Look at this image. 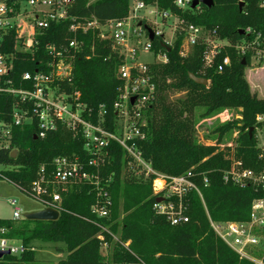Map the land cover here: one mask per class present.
<instances>
[{"label": "trees", "instance_id": "1", "mask_svg": "<svg viewBox=\"0 0 264 264\" xmlns=\"http://www.w3.org/2000/svg\"><path fill=\"white\" fill-rule=\"evenodd\" d=\"M18 0H6L17 7ZM146 4L155 1L159 11H168L186 23L200 26L209 33L235 41L240 29L251 28L264 32V10L258 0H212V7L202 6L199 11L176 8L174 0H141ZM243 7L239 10V3ZM129 0H73L69 15L77 19L93 17L98 21L124 19L128 14ZM70 20L50 23L37 31L35 43L29 53L14 52L15 30L3 35L2 53H14L12 69L7 75L12 88L31 90V82L23 81L22 74L46 70L49 57L47 44L64 45L71 38ZM82 42L81 52L73 61L71 83L61 86L65 92H78L80 102L93 114L105 111L104 125L111 129L114 117L112 104L117 99L121 81L117 68L121 59L111 54L106 42H100L94 32L79 33L75 37ZM182 37L176 35L170 50L162 48V38L151 42L152 51L165 54L166 63L150 67L156 86L153 104L145 113L143 128L145 139L137 143L140 155L151 169L166 176L193 173V181L200 193H188L186 215L188 222L170 225L165 217L154 212L151 191L153 176L139 178L128 171L130 160L121 149L110 144L109 157L101 171L105 190L111 200L108 218L98 219L90 212L95 194L80 184L61 192L57 206L58 218L53 222L0 219L5 228L4 237L19 242L23 251L18 255H6L0 264H251L240 260L214 233L210 222H245L249 219L251 203L264 198V189L248 185L239 188L223 182V171L230 165V157L241 161L245 169L264 174V148L257 146L256 130L263 129L256 123L257 115H264V99L250 92L244 77L248 59L228 52L230 65L218 72L203 68L202 48L194 47L186 57L180 56ZM206 79L207 85H196L188 75ZM177 95H181L177 97ZM17 101L9 94L0 95L1 118L8 121L11 106ZM201 108L200 119L214 111L229 108L238 111V118L227 121L212 130L214 143H199L195 138L194 110ZM235 133L230 147H221L228 134ZM37 129L34 123L12 127L6 138L8 149L0 147V180L11 184L23 195L29 196V186L38 177L43 166L48 175L53 169L52 160L66 157L79 162L88 158L80 135L73 136L61 126L48 132L43 138L34 139ZM16 150L14 158L10 151ZM204 179L206 183H204ZM123 214L117 221L118 211ZM101 233L111 244L108 260L99 248L96 235ZM112 235L117 241L112 242ZM33 242L60 244L56 251L66 253L57 262L35 259ZM125 243L128 245L125 247Z\"/></svg>", "mask_w": 264, "mask_h": 264}, {"label": "built area", "instance_id": "2", "mask_svg": "<svg viewBox=\"0 0 264 264\" xmlns=\"http://www.w3.org/2000/svg\"><path fill=\"white\" fill-rule=\"evenodd\" d=\"M25 1L28 10L21 9ZM193 1L174 0L176 8L199 11L203 6L198 3L193 9ZM73 0H18L17 7L9 5L6 0H0V48L3 47V35L8 30H15L14 52L29 53L35 43L37 31L45 29L50 23L70 20L68 27L72 38L64 45L47 44L45 51L49 61L45 71L22 74V80L31 82L32 89H14L7 79L12 69L14 53L0 52V95L9 94L17 100L11 106L9 120L1 118L0 111V147L9 148L7 137L12 127H22L35 124L37 135L43 138L48 132L56 131L59 126L69 131L73 136L80 135L83 139V149L88 158L79 162L66 157H56L52 160L53 169L48 175L43 166L39 168L38 177L29 186V198L38 202L42 209L57 210L61 192L73 186L85 184L95 194L90 206V212L98 219L108 218L111 200L105 190L101 171L109 157L110 144L117 145L123 155L130 159L127 162L128 171L139 178L153 176L151 191L154 202L152 208L166 221L177 226L188 222L186 215V197L189 192L200 193L194 183L193 173L189 170L179 176H166L154 172L149 163L143 160L137 143L145 139V113L153 104L156 96V86L150 67L164 64L165 54H155L151 49V41L145 28L152 31L154 39H164L161 27L178 31L182 37L180 56L186 57L197 46L202 48L203 68H214L220 72L230 65L229 51L242 60L248 59V67L254 70H264V32L251 28L240 29L243 34L239 39L230 41L209 33L200 26L186 23L183 19L168 11H159L155 1L146 4L141 0H129L128 14L124 19H109L98 21L93 17L77 19L69 15ZM257 6L264 10V0H258ZM25 19V24H18L19 19ZM144 22V26H141ZM137 25H134L136 24ZM92 31L100 42H106L111 54L121 59L117 68V77L121 86L117 89V99L112 104L114 117L111 129L104 125L105 111L98 114V119L92 122V112L80 102L78 92H65L61 84L71 83L73 61L81 52L82 42L76 40L79 33ZM143 53L150 54V62L141 61ZM131 100L132 103H131ZM255 121L264 127V115H257ZM231 146V145H230ZM228 146V147H230ZM261 149L263 147H259ZM12 151H10L11 153ZM230 165L223 171V182L231 183L239 188L248 185L264 189V174L245 169L241 161L230 157ZM1 169L4 167L0 166ZM158 182V184H156ZM206 183V180L203 181ZM156 199H159L156 202ZM13 207L12 219L23 218L20 210ZM214 233L231 249L240 260L251 264H264V198L254 199L251 203L249 219L245 222H210ZM5 228H0V252L8 251L9 255H18L23 251L22 245L14 239L4 237ZM100 251L109 253L108 244L101 233L96 235ZM117 236L112 235V242ZM17 243L18 246H13ZM128 243H125V247ZM3 257V256H2ZM2 257L0 259H2Z\"/></svg>", "mask_w": 264, "mask_h": 264}, {"label": "rangeland", "instance_id": "3", "mask_svg": "<svg viewBox=\"0 0 264 264\" xmlns=\"http://www.w3.org/2000/svg\"><path fill=\"white\" fill-rule=\"evenodd\" d=\"M90 2L91 0H87ZM21 9H29L27 8V4L25 1L21 2ZM25 19L21 18L18 21V24H25ZM134 25H137L134 24ZM141 26H144V22H141ZM161 32L163 33L164 39L168 44H171L178 31H174L171 28L161 27ZM141 61L150 62L153 57L148 53H143L140 56ZM244 77L248 83L249 89L251 93H254L258 98L264 99V70H254L250 69L248 66L244 69ZM253 85V86H252ZM181 95H177L179 97ZM202 113L201 108H196L193 113L194 122H195V138L199 143L205 144H213L214 143V135L212 134V130L215 126H219L227 121H231L232 119L238 118V111L229 108H222L214 111L209 117L204 119H200L198 116ZM256 139L257 146H264V133L262 128H258L256 130ZM236 136L235 133L231 135L228 134L224 141L221 143V147H228L232 145V140ZM1 170V168H0ZM11 201H14V206L20 210L21 215L31 214L42 209L41 205L34 201L33 199L23 195L17 188L12 186L9 183H6L3 180H0V219H12L13 207L10 206ZM123 214L120 210V202H119V211L118 218L119 221L122 218ZM13 246H18L17 243H13ZM33 246L35 247V259L37 261L42 262H57L60 259H64L66 253L59 254L55 247H60V244H52V243H40L33 242ZM101 253L108 258L110 261V251L109 253H105L101 251ZM112 264V263H110Z\"/></svg>", "mask_w": 264, "mask_h": 264}, {"label": "water", "instance_id": "4", "mask_svg": "<svg viewBox=\"0 0 264 264\" xmlns=\"http://www.w3.org/2000/svg\"><path fill=\"white\" fill-rule=\"evenodd\" d=\"M198 3H200L201 5H203L204 7H206L207 9H210L212 7V0H200V1H193L191 4V9H193ZM239 10L243 7V3L240 2L239 3ZM146 32L148 34V40L149 41H153L154 40V35L152 33V31L148 28H145ZM243 32L242 30L238 31V35H242ZM163 49H165L167 52L170 50V48L166 45V44H162L161 45ZM242 65H244V60H242L241 62ZM188 78L190 81H192L193 83H195L196 85H200V86H206L207 85V81L204 78L201 77H196L192 74L188 75ZM133 100H131L132 103ZM34 139H36V137L34 136ZM17 154L16 150H13L10 153V157L14 158ZM159 199H156V202H158ZM58 218V212L56 210L53 209H40L39 211L35 212V213H31V214H26L23 216V219L27 220V221H41V222H53L56 221ZM9 255L8 251H4V252H0V258L2 256H6Z\"/></svg>", "mask_w": 264, "mask_h": 264}, {"label": "crops", "instance_id": "5", "mask_svg": "<svg viewBox=\"0 0 264 264\" xmlns=\"http://www.w3.org/2000/svg\"><path fill=\"white\" fill-rule=\"evenodd\" d=\"M95 0H91L90 2H94ZM253 86V85H252Z\"/></svg>", "mask_w": 264, "mask_h": 264}, {"label": "bare ground", "instance_id": "6", "mask_svg": "<svg viewBox=\"0 0 264 264\" xmlns=\"http://www.w3.org/2000/svg\"><path fill=\"white\" fill-rule=\"evenodd\" d=\"M156 184H158V182Z\"/></svg>", "mask_w": 264, "mask_h": 264}]
</instances>
